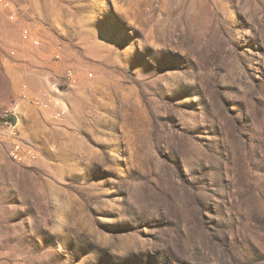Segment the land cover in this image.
Masks as SVG:
<instances>
[{"label": "rangeland", "instance_id": "obj_1", "mask_svg": "<svg viewBox=\"0 0 264 264\" xmlns=\"http://www.w3.org/2000/svg\"><path fill=\"white\" fill-rule=\"evenodd\" d=\"M13 2L11 77L66 109L20 107L0 264H264V0Z\"/></svg>", "mask_w": 264, "mask_h": 264}, {"label": "built area", "instance_id": "obj_2", "mask_svg": "<svg viewBox=\"0 0 264 264\" xmlns=\"http://www.w3.org/2000/svg\"><path fill=\"white\" fill-rule=\"evenodd\" d=\"M0 8L6 12L7 19L11 22L17 21L19 17V9L13 0H0ZM21 39L24 43L32 47H39V38L33 36L28 28H23ZM61 47L56 44L53 51L55 60L61 59ZM15 56V52L10 51L2 62H7ZM91 76V75H89ZM67 78L72 80V72L67 71ZM21 103H28L38 110L54 109L56 117H62L65 114L64 104L58 100H50L45 93L36 94L29 97L27 94H22L19 99H13L0 112V158H5L19 165L31 164L37 158L36 151L29 145H26L21 138L18 127V112Z\"/></svg>", "mask_w": 264, "mask_h": 264}, {"label": "crops", "instance_id": "obj_3", "mask_svg": "<svg viewBox=\"0 0 264 264\" xmlns=\"http://www.w3.org/2000/svg\"><path fill=\"white\" fill-rule=\"evenodd\" d=\"M7 55V53L0 54V88L4 92L0 93V112L9 104V102L13 99H19L22 94L28 92L30 90H34L32 87H26L24 84L18 83L15 81L11 75L14 69L22 66L18 63V58L13 57L9 59L7 62H2V59ZM2 56V57H1ZM34 84L32 85L34 88L37 84L35 80H30ZM30 85V83H29ZM28 88V89H27ZM23 103H21V106Z\"/></svg>", "mask_w": 264, "mask_h": 264}]
</instances>
